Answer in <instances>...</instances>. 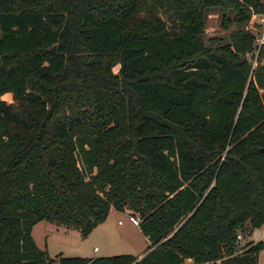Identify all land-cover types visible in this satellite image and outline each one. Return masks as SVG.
Returning <instances> with one entry per match:
<instances>
[{
  "label": "trees",
  "instance_id": "trees-1",
  "mask_svg": "<svg viewBox=\"0 0 264 264\" xmlns=\"http://www.w3.org/2000/svg\"><path fill=\"white\" fill-rule=\"evenodd\" d=\"M151 3L165 18L143 0H0V264H50L36 222L85 238L112 207L138 213L146 252L58 264H257L262 240L236 245L264 225V46L254 65L245 29L260 0ZM213 6L240 27L206 43Z\"/></svg>",
  "mask_w": 264,
  "mask_h": 264
},
{
  "label": "rangeland",
  "instance_id": "rangeland-1",
  "mask_svg": "<svg viewBox=\"0 0 264 264\" xmlns=\"http://www.w3.org/2000/svg\"><path fill=\"white\" fill-rule=\"evenodd\" d=\"M144 1V11L147 12L149 9L154 12L157 11L160 16L165 18V14L154 5H152L151 0ZM207 17L205 21V40L206 43H209L210 40L216 38H224L226 40L228 34L240 27L236 21L232 20L234 16V11L232 9H222L220 6H213L207 10ZM225 16L231 18V22L227 27H223L221 22ZM249 60L253 61L255 65L254 54L248 56ZM264 62V59H263ZM118 65L114 66V72H117ZM8 102H12L10 94H4L2 96ZM81 164V162L79 161ZM138 213L134 211H120L115 208H111L107 217L103 221L101 227L106 228L112 235V239L116 242V246L111 249V254H102L104 250L103 241L101 239L100 228L96 229L95 233L91 235L90 239H84L81 237L80 233L73 227H70L66 232H64L65 226L56 225L52 221L40 220L36 222L31 230L32 237L36 245L41 249L47 252L50 257H53V261L50 264H58V259L56 254L62 253L64 256H105V255H114L122 253H134L137 255L139 252L145 253L149 245L148 239L144 237V234L141 233L138 225L133 224L129 219L128 215ZM120 220V224L117 222ZM264 226V225H262ZM262 226L261 230H262ZM116 230L121 233L130 243L135 245L133 251L127 248L126 245H120L119 239L115 238ZM66 231V230H65ZM98 232V233H97ZM243 236V235H242ZM253 242V241H252ZM97 245L100 247V250L97 252L93 251V246ZM264 248V247H263ZM133 249V248H132Z\"/></svg>",
  "mask_w": 264,
  "mask_h": 264
},
{
  "label": "crops",
  "instance_id": "crops-1",
  "mask_svg": "<svg viewBox=\"0 0 264 264\" xmlns=\"http://www.w3.org/2000/svg\"><path fill=\"white\" fill-rule=\"evenodd\" d=\"M104 222H102L101 224L97 225L92 231L91 233L85 237L84 239H87V241L90 239V237H92L91 235H93V233H95L96 229H98V227H101L103 225ZM121 222H117V224H120ZM63 226V225H62ZM66 227V226H65ZM70 227H66L64 228V232L67 233L68 229ZM139 228V226H138ZM100 233H101V239L103 241V246H104V250L102 252V254H111V249L113 247L116 246V242L112 239V235L109 231L106 230V228H103L101 227L100 228ZM140 229V228H139ZM66 230V231H65ZM77 230V229H76ZM78 231V230H77ZM141 231V230H140ZM79 232V231H78ZM98 233V232H97ZM142 233V232H141ZM243 235V234H242ZM144 237L147 238V236L144 235ZM115 238L119 239V244L120 245H126L127 248H129L130 250H134L135 248V245L133 243H130L129 240H127L121 233H119L117 230H116V236ZM258 240H262L264 242V226H262V230H261V227H257V228H254L253 231L249 234V235H243V241L244 242H247V241H258ZM149 241V240H148ZM133 248V249H132ZM100 250V247H98L97 245H94L93 246V251L94 252H97ZM135 252V251H133ZM132 253V252H131ZM134 254V253H132ZM135 255V254H134ZM143 255V253L139 252L137 254V256L141 257ZM104 256V255H103ZM210 264H219V260L215 261V262H211ZM257 264H264V248H262L260 251H259V254H258V262Z\"/></svg>",
  "mask_w": 264,
  "mask_h": 264
},
{
  "label": "built area",
  "instance_id": "built-area-1",
  "mask_svg": "<svg viewBox=\"0 0 264 264\" xmlns=\"http://www.w3.org/2000/svg\"><path fill=\"white\" fill-rule=\"evenodd\" d=\"M260 4L262 6V10L254 11L251 13L246 25L245 29L250 31L253 36V46L254 49L252 52H248L247 56H252L254 54L255 63H256V55L259 49L264 46V0H260ZM128 219L135 225H139L141 218L139 215L130 214L128 215ZM120 222V220L118 221ZM244 243L242 233L237 234V245L236 247L240 250L241 245ZM208 262L206 264H210Z\"/></svg>",
  "mask_w": 264,
  "mask_h": 264
},
{
  "label": "water",
  "instance_id": "water-1",
  "mask_svg": "<svg viewBox=\"0 0 264 264\" xmlns=\"http://www.w3.org/2000/svg\"><path fill=\"white\" fill-rule=\"evenodd\" d=\"M49 50L54 51V50H55V44H53V45L50 47Z\"/></svg>",
  "mask_w": 264,
  "mask_h": 264
}]
</instances>
